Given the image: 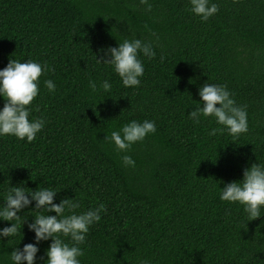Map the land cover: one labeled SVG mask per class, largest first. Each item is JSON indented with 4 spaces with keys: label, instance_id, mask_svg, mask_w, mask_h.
Segmentation results:
<instances>
[{
    "label": "trees",
    "instance_id": "trees-1",
    "mask_svg": "<svg viewBox=\"0 0 264 264\" xmlns=\"http://www.w3.org/2000/svg\"><path fill=\"white\" fill-rule=\"evenodd\" d=\"M149 2L151 11L139 0H0V68L32 58L53 69L29 105L46 121L36 138L0 137V203L21 183L60 189L54 202L75 197L77 212L103 203L81 245L82 264H264V209L249 221L241 205L219 199L221 181L264 162V0H213L219 11L206 22L187 10L188 0ZM135 36L156 54H141V84L125 88L95 56ZM105 79L109 92L99 89ZM206 80L226 84L247 106L246 133L210 137V117H188ZM133 119L154 120L156 132L119 152L104 138ZM125 154L134 167L122 164ZM32 219L0 239V264H10L13 247L34 242ZM49 243L40 242L38 257Z\"/></svg>",
    "mask_w": 264,
    "mask_h": 264
},
{
    "label": "clouds",
    "instance_id": "clouds-1",
    "mask_svg": "<svg viewBox=\"0 0 264 264\" xmlns=\"http://www.w3.org/2000/svg\"><path fill=\"white\" fill-rule=\"evenodd\" d=\"M139 4L145 6V11H151L152 4L149 0H139ZM188 5L187 10L198 16L202 22L208 21L219 11L218 4L213 0H188ZM98 52L99 58L95 52L97 63L109 65L125 88L141 84V77L144 75L141 54L149 59L156 54L152 42H146L137 36L118 41V46L102 47ZM52 70L47 62L32 58L26 61L10 58L7 65L0 68V97L4 100L0 107V137L14 136L17 140L32 142L43 129L46 121L43 117L32 116L33 108L29 105L39 94V78L42 73ZM43 83L49 92H55L56 85L52 79H45ZM89 86L97 91L95 81H90ZM111 87L107 79L99 84V89L104 92H109ZM198 95L200 99L196 100L197 103L188 112V117L194 122H199L201 117H210L217 125L209 130L210 137L227 133L235 139L248 131L247 106L236 102L234 94L226 84L206 80L199 87ZM155 132L154 120L133 119L122 124L118 130L111 131L104 139L119 152L126 153L134 143L143 141L147 135ZM121 161L125 167H134L136 163L127 154L121 156ZM221 183V201L241 205L249 221L262 216L264 162H257L256 159V162L243 169L242 179ZM59 190L49 185L28 190L22 183L7 188L3 202L0 203V221L11 223L0 227V239L16 237L21 230L22 218L24 225L29 213L33 219L27 227L34 233V242L25 243L22 248H12L8 256L10 264H37L38 260L43 261V264H82L80 258L84 255V250L81 245L85 244L90 227L101 220V213L106 208L100 203L77 212L81 205L75 197H62L58 203L54 202ZM26 208L28 215L24 218ZM53 212L54 215L50 214ZM49 240L44 255L38 257L40 242ZM139 264L151 262L141 259Z\"/></svg>",
    "mask_w": 264,
    "mask_h": 264
}]
</instances>
